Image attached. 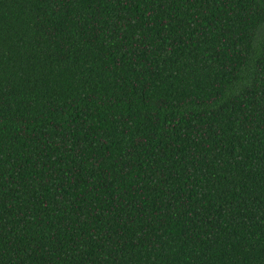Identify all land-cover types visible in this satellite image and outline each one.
I'll return each mask as SVG.
<instances>
[{"label":"trees","instance_id":"obj_1","mask_svg":"<svg viewBox=\"0 0 264 264\" xmlns=\"http://www.w3.org/2000/svg\"><path fill=\"white\" fill-rule=\"evenodd\" d=\"M0 264H264V0H0Z\"/></svg>","mask_w":264,"mask_h":264}]
</instances>
